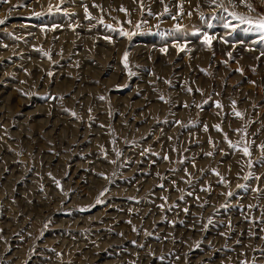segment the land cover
<instances>
[{
  "label": "rangeland",
  "instance_id": "rangeland-1",
  "mask_svg": "<svg viewBox=\"0 0 264 264\" xmlns=\"http://www.w3.org/2000/svg\"><path fill=\"white\" fill-rule=\"evenodd\" d=\"M0 20V264H264V0Z\"/></svg>",
  "mask_w": 264,
  "mask_h": 264
},
{
  "label": "snow or ice",
  "instance_id": "snow-or-ice-1",
  "mask_svg": "<svg viewBox=\"0 0 264 264\" xmlns=\"http://www.w3.org/2000/svg\"><path fill=\"white\" fill-rule=\"evenodd\" d=\"M243 2V0H242ZM4 23V21L0 20V24ZM247 23L252 24V21H247ZM229 25H225V27H228ZM258 29H260L261 31H264V20H260L256 23L255 25ZM207 40V38H206ZM127 58V53H125V59ZM162 99V98H161ZM219 107V105H217ZM236 115H239V113H237ZM218 127V126H217ZM245 154H248V150L247 148L244 149ZM210 155V154H209ZM166 158V157H165ZM247 178V177H246ZM101 195H103V193H101Z\"/></svg>",
  "mask_w": 264,
  "mask_h": 264
}]
</instances>
